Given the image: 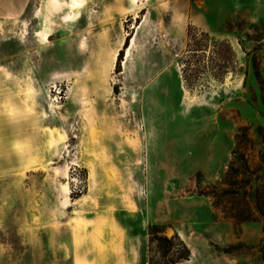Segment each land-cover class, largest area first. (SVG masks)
Instances as JSON below:
<instances>
[{"label": "rangeland", "instance_id": "rangeland-1", "mask_svg": "<svg viewBox=\"0 0 264 264\" xmlns=\"http://www.w3.org/2000/svg\"><path fill=\"white\" fill-rule=\"evenodd\" d=\"M70 1L0 0V264H156L149 226L264 264L222 196L234 155L264 173V0Z\"/></svg>", "mask_w": 264, "mask_h": 264}, {"label": "trees", "instance_id": "trees-1", "mask_svg": "<svg viewBox=\"0 0 264 264\" xmlns=\"http://www.w3.org/2000/svg\"><path fill=\"white\" fill-rule=\"evenodd\" d=\"M121 54L122 50L119 51L118 56H121ZM234 158L228 166V169L232 172L231 175L233 174L234 177L231 181H228L230 187L222 191V196H227L230 203L224 208L227 209L231 217L237 220L254 221L259 218L264 222V173L259 174L256 171L258 169L256 166L253 170H250L242 156L234 155ZM259 158L264 168V150L261 151ZM235 162L237 167L234 166ZM245 174L248 176L244 177ZM217 201L219 200L216 198ZM160 232L154 226L148 227V242L155 244L161 258V261L156 264H177L188 258V248L178 235L174 234L168 238L161 235ZM258 246L260 258L264 263V235ZM148 264L152 263L148 261Z\"/></svg>", "mask_w": 264, "mask_h": 264}, {"label": "crops", "instance_id": "crops-1", "mask_svg": "<svg viewBox=\"0 0 264 264\" xmlns=\"http://www.w3.org/2000/svg\"><path fill=\"white\" fill-rule=\"evenodd\" d=\"M101 220H108L110 223V219L109 218H93L94 222L93 224H99V222H101ZM104 226H109V225H104ZM73 237V236H72ZM72 242V246L73 248L77 247L79 248L78 242H75L74 239L71 241ZM92 246H94L93 244H91ZM97 246V245H96ZM99 246V245H98ZM102 246H104L103 248L105 249H109L108 250V255H103V256H91V257H86V256H78L77 254H74V252H72L71 255V263L72 264H134V262L132 260H129L128 258H126V256L123 255H113L111 254V248L109 247V245H105L103 244Z\"/></svg>", "mask_w": 264, "mask_h": 264}, {"label": "bare ground", "instance_id": "bare-ground-1", "mask_svg": "<svg viewBox=\"0 0 264 264\" xmlns=\"http://www.w3.org/2000/svg\"><path fill=\"white\" fill-rule=\"evenodd\" d=\"M147 1L148 0H131L132 4L134 6H140V5H142L143 3L147 2ZM69 5H70L71 8L80 7V6L83 5V0H71L69 2ZM73 15H74V12H73L72 9H70L66 13L65 19L71 18V17H73ZM36 34L41 36L42 40L48 41L49 37L51 36L52 33L49 31L48 28H45L43 30L37 31ZM129 49H130V46H128L127 49H126V55H125L124 61H126L128 56H129V53H130Z\"/></svg>", "mask_w": 264, "mask_h": 264}]
</instances>
